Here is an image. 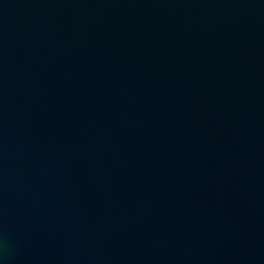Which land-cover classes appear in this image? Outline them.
<instances>
[{"label":"water","instance_id":"1","mask_svg":"<svg viewBox=\"0 0 264 264\" xmlns=\"http://www.w3.org/2000/svg\"><path fill=\"white\" fill-rule=\"evenodd\" d=\"M0 264H264V0H0Z\"/></svg>","mask_w":264,"mask_h":264}]
</instances>
